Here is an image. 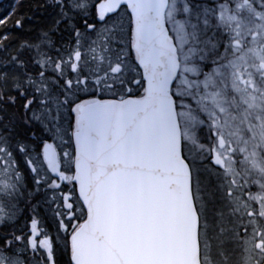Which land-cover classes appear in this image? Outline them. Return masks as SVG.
<instances>
[{
  "label": "snow or ice",
  "instance_id": "snow-or-ice-1",
  "mask_svg": "<svg viewBox=\"0 0 264 264\" xmlns=\"http://www.w3.org/2000/svg\"><path fill=\"white\" fill-rule=\"evenodd\" d=\"M0 18V264H264V0H33Z\"/></svg>",
  "mask_w": 264,
  "mask_h": 264
},
{
  "label": "trees",
  "instance_id": "trees-1",
  "mask_svg": "<svg viewBox=\"0 0 264 264\" xmlns=\"http://www.w3.org/2000/svg\"><path fill=\"white\" fill-rule=\"evenodd\" d=\"M6 0H4L1 4H3ZM13 0H8V7L7 9L11 6ZM42 3L43 0H40ZM33 3V0H23L24 7L22 9H19V14H14L12 17H9V20L5 22L7 28L9 30L15 31V24H14V19L20 18V15L27 14V15H32L33 12L36 13L37 16H42L41 11H38L34 8L31 7ZM0 4V5H1ZM3 17V14H0V18ZM4 27V25H0V28Z\"/></svg>",
  "mask_w": 264,
  "mask_h": 264
},
{
  "label": "bare ground",
  "instance_id": "bare-ground-1",
  "mask_svg": "<svg viewBox=\"0 0 264 264\" xmlns=\"http://www.w3.org/2000/svg\"><path fill=\"white\" fill-rule=\"evenodd\" d=\"M8 0H6L3 4L0 5V14L7 15L8 11L17 4L18 0H13L11 6L7 9L8 7ZM2 18V17H1Z\"/></svg>",
  "mask_w": 264,
  "mask_h": 264
},
{
  "label": "rangeland",
  "instance_id": "rangeland-1",
  "mask_svg": "<svg viewBox=\"0 0 264 264\" xmlns=\"http://www.w3.org/2000/svg\"><path fill=\"white\" fill-rule=\"evenodd\" d=\"M4 0H0V3H2Z\"/></svg>",
  "mask_w": 264,
  "mask_h": 264
}]
</instances>
